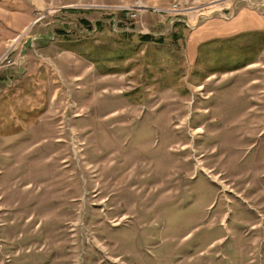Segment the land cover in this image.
I'll return each mask as SVG.
<instances>
[{
  "label": "rangeland",
  "instance_id": "374dc122",
  "mask_svg": "<svg viewBox=\"0 0 264 264\" xmlns=\"http://www.w3.org/2000/svg\"><path fill=\"white\" fill-rule=\"evenodd\" d=\"M241 7L0 0V264H264V34L187 55Z\"/></svg>",
  "mask_w": 264,
  "mask_h": 264
},
{
  "label": "crops",
  "instance_id": "0c3cea01",
  "mask_svg": "<svg viewBox=\"0 0 264 264\" xmlns=\"http://www.w3.org/2000/svg\"><path fill=\"white\" fill-rule=\"evenodd\" d=\"M234 12V16L229 19L215 17L200 22L191 31L187 41V55L191 58L190 61L195 63L202 56L204 58L211 56L213 50L224 47L222 42L225 40L240 38L247 34L249 37L260 38L259 36L264 34V16L259 14V11L241 7ZM33 22L36 20L31 21V23ZM254 42L257 41H252L250 45H253ZM250 45L243 41L241 48H250ZM258 45L264 49L262 41L258 40ZM256 59L248 64L255 66L259 62V57Z\"/></svg>",
  "mask_w": 264,
  "mask_h": 264
},
{
  "label": "trees",
  "instance_id": "16d2710c",
  "mask_svg": "<svg viewBox=\"0 0 264 264\" xmlns=\"http://www.w3.org/2000/svg\"><path fill=\"white\" fill-rule=\"evenodd\" d=\"M142 40H145V41H148V42H156V41H162V38H156L154 37L153 35H150V34H146V35H143L142 37Z\"/></svg>",
  "mask_w": 264,
  "mask_h": 264
}]
</instances>
